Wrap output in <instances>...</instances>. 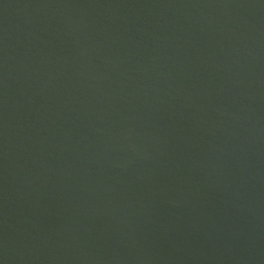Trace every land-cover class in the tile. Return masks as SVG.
<instances>
[{
	"label": "water",
	"instance_id": "95a60500",
	"mask_svg": "<svg viewBox=\"0 0 264 264\" xmlns=\"http://www.w3.org/2000/svg\"><path fill=\"white\" fill-rule=\"evenodd\" d=\"M0 264H264V0H0Z\"/></svg>",
	"mask_w": 264,
	"mask_h": 264
}]
</instances>
